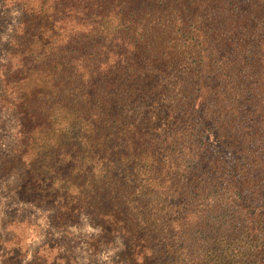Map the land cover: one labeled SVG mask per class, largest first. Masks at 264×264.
Instances as JSON below:
<instances>
[{"label": "trees", "instance_id": "obj_1", "mask_svg": "<svg viewBox=\"0 0 264 264\" xmlns=\"http://www.w3.org/2000/svg\"><path fill=\"white\" fill-rule=\"evenodd\" d=\"M16 199L131 264H264V0H0Z\"/></svg>", "mask_w": 264, "mask_h": 264}, {"label": "rangeland", "instance_id": "obj_2", "mask_svg": "<svg viewBox=\"0 0 264 264\" xmlns=\"http://www.w3.org/2000/svg\"><path fill=\"white\" fill-rule=\"evenodd\" d=\"M18 16L0 1V62ZM19 129L16 116L0 106V162L15 148ZM6 174L0 173V264H131L125 238H101L84 214L53 226L52 209L16 199V177Z\"/></svg>", "mask_w": 264, "mask_h": 264}]
</instances>
